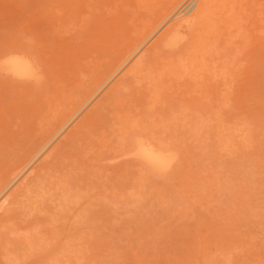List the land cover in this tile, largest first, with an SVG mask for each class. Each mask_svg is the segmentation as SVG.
<instances>
[{
  "label": "rangeland",
  "instance_id": "obj_1",
  "mask_svg": "<svg viewBox=\"0 0 264 264\" xmlns=\"http://www.w3.org/2000/svg\"><path fill=\"white\" fill-rule=\"evenodd\" d=\"M0 74V264H264V0H0Z\"/></svg>",
  "mask_w": 264,
  "mask_h": 264
},
{
  "label": "bare ground",
  "instance_id": "obj_2",
  "mask_svg": "<svg viewBox=\"0 0 264 264\" xmlns=\"http://www.w3.org/2000/svg\"><path fill=\"white\" fill-rule=\"evenodd\" d=\"M208 2V1H207ZM207 2H204V4L205 3H207ZM201 3H203V2H201ZM212 3V2H211ZM234 3V2H233ZM237 4V3H236ZM235 4V5H236ZM203 5V4H202ZM196 6V5H195ZM233 6H234V4H233ZM216 7V6H215ZM238 7V6H237ZM240 7V6H239ZM245 7V6H244ZM205 8H208L207 6L205 7ZM234 8V7H233ZM236 8V7H235ZM241 8H242V6H241ZM89 9V8H88ZM193 9V8H192ZM239 9V8H238ZM243 9V8H242ZM216 10V9H215ZM232 10H234V9H232ZM237 10V9H236ZM236 10H235V12H236ZM190 11V10H189ZM205 10H203V12H204ZM208 11H209V9H208ZM238 11V10H237ZM201 14V13H200ZM200 14H198L199 15V17H200ZM206 14V13H205ZM215 14V13H214ZM219 14V13H218ZM206 15H209V14H206ZM210 15H212V13L210 14ZM219 15H221V14H219ZM194 15L192 14L191 16H189V17H187V18H184L183 20H181V21H179V22H181V23H185V24H187V25H192V23H194V22H192V21H194L193 20V18L194 19H196L195 17H193ZM222 16V15H221ZM175 17V16H174ZM205 17H208V16H205ZM210 17V16H209ZM172 18V17H171ZM198 18V17H197ZM203 20H204V17H203ZM177 22V21H176ZM179 22H177V23H179ZM198 23V22H197ZM177 25V24H176ZM180 25H178V26H175L174 27V29H175V34H177V35H179V33H177L178 32V30H179V27ZM172 29H173V27H172ZM170 31V33L172 34L173 32H171L172 30H169ZM174 31V30H173ZM167 34H169V33H167ZM170 34V35H171ZM185 35V34H184ZM171 38V37H170ZM173 38H175V36L173 37ZM179 38V37H178ZM185 38V37H184ZM178 41V40H177ZM180 41V40H179ZM172 45V44H171ZM175 45V44H174ZM173 45V46H174ZM177 45V44H176ZM16 53V52H15ZM143 55V54H142ZM143 57V56H142ZM28 58V57H27ZM30 60H31V58H29ZM35 59V58H34ZM4 61H5V59H3ZM139 60H141V59H139ZM143 60V59H142ZM141 60V61H142ZM32 61V60H31ZM43 61V60H42ZM35 62H36V60H35ZM135 62H137V61H135ZM139 63V62H138ZM144 63V62H143ZM38 64V63H37ZM40 64V63H39ZM135 64V63H134ZM4 65H5V67L7 68V69H9L13 74H14V76H17V77H24V76H27V77H29L30 75H31V73H30V71H32L33 69V66H34V64H33V62H28L25 58H23L22 56H19V55H8L7 57H6V61H5V63H4ZM132 65V64H131ZM151 65V64H150ZM40 66V65H39ZM43 66V65H42ZM135 66H137V65H135ZM143 66V65H142ZM134 67V66H133ZM48 68H50V67H48L47 66V71H48ZM32 69V70H31ZM36 68H34V70H35ZM40 69H41V66H40ZM33 70V71H34ZM45 70V69H44ZM49 70H51V69H49ZM134 70V69H133ZM140 70V69H139ZM7 71V70H6ZM32 71V72H33ZM114 71V70H113ZM117 71V70H116ZM141 71V70H140ZM43 72V71H42ZM142 72V71H141ZM139 73V72H138ZM45 74V73H44ZM1 75V74H0ZM10 75V74H9ZM12 75V74H11ZM10 75V76H11ZM38 75V74H37ZM48 75H50V74H48ZM34 76V75H33ZM128 76V75H127ZM30 77H32V76H30ZM34 77H36V76H34ZM47 75H46V79H44V80H47ZM135 77V76H134ZM35 79H37V78H35ZM150 79V78H149ZM25 80V79H24ZM21 81V80H20ZM28 81H30V80H28ZM28 81H26V82H28ZM42 81V80H41ZM88 81V80H87ZM151 81V80H150ZM37 82H39L38 80H37ZM30 83V82H29ZM32 83H33V85H35V86H37V83L35 82L34 83V81H32ZM48 83V82H47ZM42 85V84H41ZM40 85V86H41ZM46 85V84H45ZM45 85H44V87H45ZM157 86V85H156ZM29 87V86H28ZM31 87H33V86H31ZM118 87V86H117ZM36 88V87H35ZM121 88V87H120ZM122 88H123V86H122ZM29 89H30V87H29ZM118 90H119V88H118ZM155 90V89H154ZM151 91H153V90H151ZM158 92V91H157ZM33 97V96H32ZM109 97V96H108ZM115 98V97H114ZM87 100V99H86ZM116 100V99H115ZM78 112V111H77ZM149 139V138H148ZM152 142V141H151ZM150 141H143V140H140L137 144H136V147H135V150H133L134 152V154L135 155H137L138 157H140L141 159H142V161L144 162L143 164H146V165H148V166H152V167H158V168H162V167H165L167 164H170V159L172 158H170L169 157V152H168V149L166 150V149H164L163 147L162 148H160V147H158V146H155V144L153 145L152 143H151ZM134 149V148H133ZM48 157H49V155H48Z\"/></svg>",
  "mask_w": 264,
  "mask_h": 264
}]
</instances>
